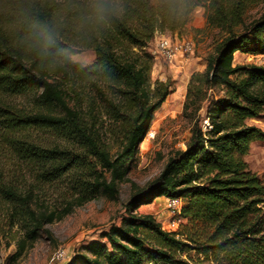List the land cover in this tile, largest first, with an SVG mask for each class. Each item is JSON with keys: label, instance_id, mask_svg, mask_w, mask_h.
Returning a JSON list of instances; mask_svg holds the SVG:
<instances>
[{"label": "trees", "instance_id": "16d2710c", "mask_svg": "<svg viewBox=\"0 0 264 264\" xmlns=\"http://www.w3.org/2000/svg\"><path fill=\"white\" fill-rule=\"evenodd\" d=\"M200 5L224 36L206 69L191 75L188 141L146 187L133 184L120 224L66 264H264V177L247 160L253 142L264 140V128L254 122L264 119V65L235 63L237 52L264 54V13L236 30L240 6L227 16V0H118L122 11L96 24L84 19V6L64 13L54 0H0V142L37 182L71 176L82 202L100 193L118 197L119 182L129 177L172 92L170 78L152 81L150 43L158 32L182 34ZM75 48L93 49L95 61L74 62ZM86 86L101 99L100 115L93 98L84 106ZM26 95L35 98L30 107L11 100ZM105 119L107 134L118 141L116 154L104 137ZM40 131L65 145L43 143ZM15 173L0 180V197L25 209ZM160 197L187 199L184 231L166 230L141 211ZM45 221L53 214L28 215L30 238Z\"/></svg>", "mask_w": 264, "mask_h": 264}, {"label": "rangeland", "instance_id": "374dc122", "mask_svg": "<svg viewBox=\"0 0 264 264\" xmlns=\"http://www.w3.org/2000/svg\"><path fill=\"white\" fill-rule=\"evenodd\" d=\"M54 1L64 13L87 3V0ZM231 3L233 5H230ZM238 4L242 23L236 26V30H240L244 24L264 13V0H227V16L232 8L237 11ZM198 9H203V12H198ZM207 9L204 5L196 7L182 34L158 32L150 43L149 50L155 56L152 81L170 78L173 83L172 92L157 110L150 131L140 145L137 159L128 170L129 177L119 182V195L116 199L106 193H100L93 199L82 202L81 193L74 187L71 176L55 183L37 182L26 166L13 159L8 146L0 142V180L8 179L11 172L16 171L13 176L23 194L27 195L26 215L20 213L25 209L14 207L0 197V264H66L85 244L100 238L101 233L113 224H120L122 216L126 214L125 204L133 191L134 183L139 187H146L160 174L175 151L185 146L191 135V123L184 114L191 75L194 71L206 69L208 56L213 53L217 41L224 36L220 26L209 22L211 13ZM164 37L191 40L195 45L194 51L180 56L172 63L160 49ZM95 57L93 49L75 48L72 60L87 66L95 61ZM235 63L264 65V54L237 52ZM83 88H86L83 90L85 108L89 109L90 100L93 98L95 114L100 115V97L88 89V86ZM77 89H80V86ZM11 100L29 107L36 102L34 97L28 95L12 97ZM254 122L264 126V119ZM109 124L105 119L104 137L108 140L111 153L116 154L119 150L118 141L107 134ZM37 138L48 145H65L64 141L49 131H40ZM247 160L250 167L264 177V140L253 142ZM91 161L93 165H97L99 172L102 171V167L94 158H91ZM183 201L185 203L187 199L184 198ZM141 211L154 214L163 228L172 232H182L187 226V219L173 223L174 217L170 213L167 199L158 198L152 204H143ZM46 214H53V221H45L38 231L37 238H30V227L23 222H27L28 215ZM61 250L67 253V259L59 258L58 253Z\"/></svg>", "mask_w": 264, "mask_h": 264}, {"label": "built area", "instance_id": "2783aa9c", "mask_svg": "<svg viewBox=\"0 0 264 264\" xmlns=\"http://www.w3.org/2000/svg\"><path fill=\"white\" fill-rule=\"evenodd\" d=\"M195 45L191 40L183 39V40H174L169 37H164L160 43V49L165 57L170 61L174 62L179 59L180 56H186L194 51ZM208 120H205V125H208ZM168 207L170 209V213L174 217V222H182L184 220L182 216V209L184 205V201L180 197H172L167 198ZM58 256L61 260H65L68 258V255L64 251H59Z\"/></svg>", "mask_w": 264, "mask_h": 264}, {"label": "clouds", "instance_id": "9594fccd", "mask_svg": "<svg viewBox=\"0 0 264 264\" xmlns=\"http://www.w3.org/2000/svg\"><path fill=\"white\" fill-rule=\"evenodd\" d=\"M118 11H122L118 6V0H87L84 6V19L87 22L103 24ZM198 12H203V9H198Z\"/></svg>", "mask_w": 264, "mask_h": 264}, {"label": "crops", "instance_id": "0c3cea01", "mask_svg": "<svg viewBox=\"0 0 264 264\" xmlns=\"http://www.w3.org/2000/svg\"><path fill=\"white\" fill-rule=\"evenodd\" d=\"M262 127H264L263 124H262ZM160 199H167V198L166 197H160Z\"/></svg>", "mask_w": 264, "mask_h": 264}]
</instances>
